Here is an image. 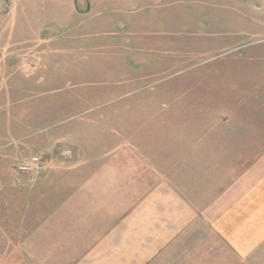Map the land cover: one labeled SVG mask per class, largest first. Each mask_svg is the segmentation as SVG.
Returning a JSON list of instances; mask_svg holds the SVG:
<instances>
[{
    "label": "rangeland",
    "instance_id": "obj_1",
    "mask_svg": "<svg viewBox=\"0 0 264 264\" xmlns=\"http://www.w3.org/2000/svg\"><path fill=\"white\" fill-rule=\"evenodd\" d=\"M9 11L0 174L22 177L16 207L83 158L74 147L93 158L123 146V127L263 124L264 0H19Z\"/></svg>",
    "mask_w": 264,
    "mask_h": 264
},
{
    "label": "crops",
    "instance_id": "obj_2",
    "mask_svg": "<svg viewBox=\"0 0 264 264\" xmlns=\"http://www.w3.org/2000/svg\"><path fill=\"white\" fill-rule=\"evenodd\" d=\"M18 2L0 0V29ZM249 116L246 129L123 127V146L74 147L83 158L22 207V177L3 171L0 264H264V121Z\"/></svg>",
    "mask_w": 264,
    "mask_h": 264
},
{
    "label": "built area",
    "instance_id": "obj_3",
    "mask_svg": "<svg viewBox=\"0 0 264 264\" xmlns=\"http://www.w3.org/2000/svg\"><path fill=\"white\" fill-rule=\"evenodd\" d=\"M41 168H42V166H41ZM19 169H22V170H23V169H26V170H28V168H25V167H24V168H19ZM39 169H40V168H39ZM26 173H28V172H26Z\"/></svg>",
    "mask_w": 264,
    "mask_h": 264
}]
</instances>
